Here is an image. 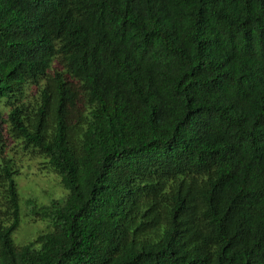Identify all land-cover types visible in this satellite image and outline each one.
<instances>
[{"label": "trees", "instance_id": "trees-1", "mask_svg": "<svg viewBox=\"0 0 264 264\" xmlns=\"http://www.w3.org/2000/svg\"><path fill=\"white\" fill-rule=\"evenodd\" d=\"M0 264H264V0H0Z\"/></svg>", "mask_w": 264, "mask_h": 264}, {"label": "rangeland", "instance_id": "rangeland-1", "mask_svg": "<svg viewBox=\"0 0 264 264\" xmlns=\"http://www.w3.org/2000/svg\"><path fill=\"white\" fill-rule=\"evenodd\" d=\"M40 163L41 159L33 156H22L18 162L19 174L14 181L18 194L19 225L11 235L16 246L31 242L47 230V221L34 215L31 211L33 206L40 207L64 196L58 178L50 171L40 169ZM27 201L31 204L28 205Z\"/></svg>", "mask_w": 264, "mask_h": 264}]
</instances>
